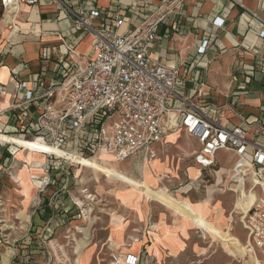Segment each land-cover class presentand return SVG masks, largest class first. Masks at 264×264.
I'll return each instance as SVG.
<instances>
[{
	"label": "crops",
	"instance_id": "obj_1",
	"mask_svg": "<svg viewBox=\"0 0 264 264\" xmlns=\"http://www.w3.org/2000/svg\"><path fill=\"white\" fill-rule=\"evenodd\" d=\"M62 1L75 10L79 7L88 10L92 7V4H97L110 13L119 8L125 9L128 16L119 29L121 32L137 26L144 18L143 15L149 14L153 10V4L160 2V0ZM59 2L61 1L56 3L54 0H39L34 5L21 2L17 12L11 15L8 14L5 19H0V83L5 85L7 90L6 94L1 96L0 99L3 108H7L9 103L20 101V97H23V91L18 93L17 98L12 95L16 93L11 80L13 76L26 81L29 88L35 91L38 90L41 94L44 87L39 89L36 80L43 76L45 77V85H48L55 75L56 63L59 58L64 56L62 52L64 48L61 47V34L67 35L72 28L71 15ZM11 22L14 24L13 29L9 24ZM262 30H264V0H183L176 11L169 14L167 20L159 25V38L151 45V55L154 60L180 70L181 76L178 79L176 88L178 95L184 97L192 94L196 103L209 105L211 109L221 106V111L215 115L218 121L228 126L242 124L247 128L248 137L264 146V36L261 35ZM204 39H208L209 43L205 53L200 54L198 47ZM92 41V34L81 33L76 41L77 50L88 53ZM54 46H57L58 49L52 53L50 60L44 61L42 59L43 48ZM201 86L202 91H199ZM176 99L178 100L179 97H176ZM14 111L18 112V115L12 118L5 130H0V143H12L16 158L25 163L18 175L13 176L22 187L21 190L24 193H29L33 189V192H35L37 186L35 181L40 183L41 178L39 180L33 179L32 172L39 169V166L45 160L43 154L45 151L42 152L44 140L31 136L29 133L27 129L28 119L24 107L9 110V113H3L0 119H8ZM27 111L32 114L33 118H37L38 113L35 103L32 102ZM171 133L168 132L165 136V141L170 143H172L171 138L175 134ZM179 134L182 138L183 135H181L180 130ZM180 138L176 143L179 144ZM194 139L196 138L194 137ZM196 142L198 143L197 139ZM160 147L162 148V146ZM198 147L199 143L197 148L191 152V156ZM63 151V156L56 153L60 157L59 162H62V158H65L69 162H74L77 168L95 157H87L65 149ZM102 152H104V156H113L106 150H101L98 154V160H100ZM227 152L234 158L232 152ZM53 154H48L49 158H52ZM113 159L119 162L114 156ZM217 159L220 165L218 155ZM5 160H8V158L0 150V176L3 175L1 169L6 164ZM158 161V157L146 160V162L153 164L156 173L158 171L157 167H159ZM50 163V160L46 162V164ZM34 164L36 166H33ZM111 166L115 167L116 164H111ZM192 166L201 170V167L195 162ZM192 166L188 167L186 173L189 178H197L190 175V167ZM60 167L62 172L66 173L63 167L59 165ZM231 168L230 166L220 167V171L224 170L229 174ZM55 170L58 171L57 167L53 169V171ZM42 173L45 174L44 169L39 172V174ZM157 175L159 176V174ZM31 180L34 183V188ZM147 182L146 186L150 191V185H154L150 183L149 179ZM199 186L194 190H197ZM57 189L60 190L58 186L49 185L44 191H50V194L43 192V199L46 200L50 195L57 194ZM145 190L144 183L143 188L135 192L134 205L137 200V207L142 206L141 202L143 200H148V195L147 198H138L142 191L146 196ZM210 191L207 197L196 202L190 201L189 197L182 195L171 197L170 194L157 199V202L171 211L173 218L171 223L163 221L157 224L161 227L162 232L153 233V242L151 245L147 244V250L158 254L161 252L159 249L161 246L166 248L168 254L171 255L173 248L176 251L174 257H177L185 249L192 229H198L197 231L202 233L204 237L208 233L212 242L223 239L229 241L231 237L226 239L224 234L229 224L232 225L231 231L234 229L232 223L235 217L234 212L238 213L235 210V204L233 203L232 211L227 214V208L221 199L216 202L212 201ZM222 191L226 192L224 189ZM53 196L47 199V203L40 208L39 213L37 212L38 218L34 215L36 209L32 211L31 215H33V222L36 226L42 225L48 220L46 213L50 216L53 211L60 210V206L54 204L53 201L59 195L55 198ZM206 200L209 202L208 211L205 212L207 209L205 203H202L201 208L195 207L196 203ZM183 205L187 206L188 218L183 212ZM120 229L123 232L122 226H120ZM134 230L138 231L137 228ZM114 231L118 234V239L122 240L118 229H114ZM245 235H247L246 230ZM134 239L139 245L146 244V240L136 237ZM244 243L245 241L239 240L229 251L224 249L233 259L240 261L241 257L244 259L245 264H258V260H261L260 256L249 253L245 249ZM87 251H90L92 257L91 249ZM207 251L208 247L205 246L199 249L200 254H206ZM261 261L264 262V260Z\"/></svg>",
	"mask_w": 264,
	"mask_h": 264
},
{
	"label": "built area",
	"instance_id": "obj_2",
	"mask_svg": "<svg viewBox=\"0 0 264 264\" xmlns=\"http://www.w3.org/2000/svg\"><path fill=\"white\" fill-rule=\"evenodd\" d=\"M38 1L0 0L5 12L3 19L8 17L7 13L17 12L21 2L34 5ZM58 1L70 13L72 28L67 35L61 34L64 56L56 63L55 75L48 85L43 76L36 80L39 89L44 87L41 94L13 76L16 93L12 95L17 98L23 91V97L7 108L0 101V116L24 107L31 136L37 133L36 138L55 148L87 157L106 149L117 160L131 156L155 158L166 134L174 128L183 129L199 143L192 156L201 167L200 175L190 178L187 190L206 180L203 171L210 170L209 173L218 165L220 150L232 152L229 186L243 184L249 193H257L247 211L241 213L247 234L244 245L249 253L264 258V146L252 141L242 124L228 126L218 121L215 115L221 106L211 109L196 103L192 94L178 95L180 70L154 60L151 55V45L159 38V25L183 0H160L137 26L122 32L119 29L128 16L123 8L110 13L92 4L88 10H75L62 0H54ZM9 24L13 29V22ZM86 32L93 35V41L90 51L82 53L77 50L76 41ZM261 35L264 36V30ZM208 43V39L202 41L198 47L200 54L205 53ZM57 49L44 47L42 59L50 60ZM6 92V86L0 83V99ZM32 102L37 118L27 111ZM62 160L59 165L69 174L71 162ZM124 263L140 264V254L127 253Z\"/></svg>",
	"mask_w": 264,
	"mask_h": 264
},
{
	"label": "rangeland",
	"instance_id": "obj_3",
	"mask_svg": "<svg viewBox=\"0 0 264 264\" xmlns=\"http://www.w3.org/2000/svg\"><path fill=\"white\" fill-rule=\"evenodd\" d=\"M4 13L0 4V19ZM16 114L14 111L8 119H0L1 131L6 129ZM180 133L182 138L179 132L171 138L172 143L178 142L180 138L179 144L168 141L163 143L156 156L159 159L157 173L153 164L146 162L144 158L131 156L117 162L113 156H104L102 152L99 159L105 164L98 160L97 153L92 155L94 158L78 168L71 161L67 174L59 168L60 157L57 154L49 158L50 153L42 150L45 160L39 169L32 172L33 179L41 178V182L35 181V192L32 189L29 193H24L19 182L13 178L25 163L16 158L12 143L1 142L0 150L8 160H5L6 164L1 169L3 177L0 176V264H125L124 257L129 252L140 254V264H245L244 259H233L226 251L232 249L237 241H245L246 238L240 220L243 211L237 204L238 193L222 191L224 187L226 189L229 186L230 173L220 171V167L231 168L234 158L227 151H219L220 165H216L209 173L204 170L206 180L199 182L201 185L197 190L187 191L190 178L186 171L189 166L194 165L191 152L197 148L198 143L185 130L180 129ZM37 135L33 134L34 137ZM48 160L52 163L46 164ZM111 164L116 166L112 167ZM56 167L58 171H53ZM43 169L45 174H39ZM190 175L198 177L200 170L192 166ZM148 179L154 185H150V191L146 186ZM144 183L146 196L142 191L138 198H147L148 195V200H143L142 206L137 207V200L134 205L135 192L142 189ZM49 185L60 188L54 196L46 197L50 199L59 195L53 201L60 206V210L53 211L50 216L46 213L48 220L36 226L31 213L36 209L34 215L38 218L37 212L39 213L40 208L48 201L43 199L42 193L50 194V191H44ZM209 190L213 202L222 200L227 214L232 211L233 203L239 213L234 212V229L231 231L232 225L229 224L224 234L226 239L231 237L229 241L223 239L212 242L208 233L204 237L198 229H192L185 249L177 257H174L176 251L173 248L172 256L161 246V252L158 254L147 250V244L151 245L153 242V233L162 232L157 224L163 221L171 223L173 218L171 211L157 202V199L170 194L171 197H189L190 201L196 202L207 197ZM202 203L207 204L205 212L208 211V200L196 203L195 207L201 208ZM183 212L188 218V209ZM135 228L138 231H135ZM114 229H118L122 240L118 239ZM135 237L146 240V244L139 245ZM204 246L208 247V251L206 254H200L199 249ZM89 249L92 251V257L90 251H87ZM262 258L260 257L264 260ZM261 260L257 263L264 264Z\"/></svg>",
	"mask_w": 264,
	"mask_h": 264
},
{
	"label": "bare ground",
	"instance_id": "obj_4",
	"mask_svg": "<svg viewBox=\"0 0 264 264\" xmlns=\"http://www.w3.org/2000/svg\"><path fill=\"white\" fill-rule=\"evenodd\" d=\"M9 14V13H7ZM180 130V128H174L173 130L169 131V132H172V133H178ZM171 138V137H170ZM45 152H53V153H59L61 154V156L64 155V151H63V148H55L53 146H51L49 143L45 142L44 141V149H43ZM103 150H106V149H103ZM106 152H109L111 155H114V153L110 152L109 150H106ZM116 159V157H115ZM117 160V159H116ZM200 170V169H199ZM230 173V172H229ZM27 174V173H26ZM26 176V175H25ZM154 177L156 179H159L157 178L156 175H154ZM24 178V177H23ZM24 183V182H23ZM27 184V183H26ZM25 184V185H26ZM27 186V185H26ZM28 189V188H26ZM224 190H230V191H236L238 192V194L236 195V198H237V204L239 207L242 208V211L243 212H246L248 207L251 205V203L253 202L254 199L257 198V193H255L254 191H250V193L247 191L246 187H244L243 184H241L240 186H235V185H231V186H227V188L225 189V187L223 188ZM31 190V189H30ZM27 191V190H26ZM25 191V192H26ZM183 207V211H186V206H182ZM214 226V224H213ZM246 249V247H245Z\"/></svg>",
	"mask_w": 264,
	"mask_h": 264
}]
</instances>
